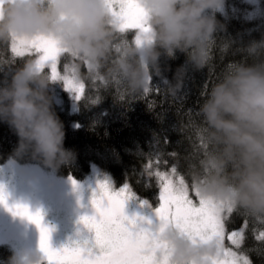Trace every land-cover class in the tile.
Returning <instances> with one entry per match:
<instances>
[{"label":"clouds","instance_id":"obj_1","mask_svg":"<svg viewBox=\"0 0 264 264\" xmlns=\"http://www.w3.org/2000/svg\"><path fill=\"white\" fill-rule=\"evenodd\" d=\"M147 32L124 39L121 18L110 0H3L0 46L15 55V45L46 38L93 73L112 60L108 74L130 94L147 91L146 71L158 57L186 53L205 67L222 27L214 12L224 0H138ZM241 51L246 59L229 64L199 108L200 139L208 146L199 158L196 187L201 196L264 221V38ZM113 57H115L113 59ZM251 59V63H248ZM53 78L36 59L23 63L10 82L0 85V122L18 137L15 158L30 155L46 167L74 162L65 148L64 124L53 107ZM160 247L155 259L168 264H214L225 259L219 238L193 242L173 226L156 225ZM2 264H46L36 249L14 252Z\"/></svg>","mask_w":264,"mask_h":264},{"label":"trees","instance_id":"obj_2","mask_svg":"<svg viewBox=\"0 0 264 264\" xmlns=\"http://www.w3.org/2000/svg\"><path fill=\"white\" fill-rule=\"evenodd\" d=\"M225 4L223 11L214 12L222 27L215 34L208 64L197 68L189 62L186 53L177 51L168 55L159 50L160 54L147 70V91L130 94L126 85L108 74L112 60L93 73L77 67L78 60L63 53L61 63L66 68L75 66L84 91L75 110H71L70 93L60 88L61 81L53 80L49 91L54 110L64 124V146L76 154L74 162L57 170L30 155L15 158L13 151L18 137L6 123L0 122V166L14 160L37 164L58 176L76 179L86 178L98 167L115 187H130L137 197L154 207L161 201V186L151 173L175 168V174L186 184L196 185L199 158L208 148L199 135L202 122L199 108L229 64L246 59L241 50L251 41L264 38V0L258 8L241 0H226ZM136 34L137 30L133 33L127 29L123 38L131 41ZM32 53L13 55L7 46H0V85L10 82L24 62L37 59ZM45 70L51 75L49 68ZM149 163H152L151 169L147 167ZM245 223L240 252L252 264H264V240L257 238L264 232V221L239 210L230 212L229 229L240 228ZM13 253L11 246L0 244V264Z\"/></svg>","mask_w":264,"mask_h":264},{"label":"rangeland","instance_id":"obj_3","mask_svg":"<svg viewBox=\"0 0 264 264\" xmlns=\"http://www.w3.org/2000/svg\"><path fill=\"white\" fill-rule=\"evenodd\" d=\"M225 1L221 8L216 11L225 9ZM241 1L257 8L261 3V0ZM110 2L114 6V14L121 18V28L123 30L130 28H135L137 32L150 30L145 22L143 9L139 6L138 0H123L126 6L135 13L134 19L128 15L118 13L114 0H110ZM2 3L3 0H0V4ZM14 47L15 53L19 55L31 52L43 53V55L37 56L36 60L44 68L49 69L56 58H61L63 53H65L55 41L46 38H38L31 42L22 41ZM69 55L72 56L71 54ZM66 69L74 70L77 80L83 84L75 66L70 65ZM147 75L148 71H146V77ZM56 80L62 82L60 85L61 89L70 93L72 100L71 110H75L78 99L84 89L79 98H77L74 93L67 89L63 79ZM175 178L180 182V187L186 194L195 192L202 203L211 206L214 210L222 212L232 211L229 207L205 199L201 196L196 185L189 186L176 174ZM105 182L110 185L112 192H118L125 187H115L111 178L101 172L98 167H94L86 178L76 179L72 176H58L53 171H49L37 164H21L14 160L5 162L0 166V186H2L6 197V203H0V244L11 246L14 252L39 248L44 254L45 260H47V254L40 248L39 227L27 217L16 214L15 210L18 205L29 208L33 214L40 213L42 215V224L50 230V244L54 249L71 246L77 242L83 243L86 240L94 242L95 233L84 224L82 218L97 215L92 201L99 194V185ZM162 192L163 189L161 187V201L156 207L150 205L147 200L137 197L133 192L132 196L125 201L124 215L129 220L135 219L138 227H143L147 230L142 255L151 258L154 264L167 262L166 259L159 262L155 259L156 249L160 247L156 225L173 226L182 235L188 236L193 242L197 240L208 241L213 238H219L221 241L216 231L208 226H202L193 233L181 225L174 214L161 218L159 210L163 205ZM225 243L231 246L229 241L226 240ZM223 262L224 260L214 262V264H223Z\"/></svg>","mask_w":264,"mask_h":264},{"label":"snow or ice","instance_id":"obj_4","mask_svg":"<svg viewBox=\"0 0 264 264\" xmlns=\"http://www.w3.org/2000/svg\"><path fill=\"white\" fill-rule=\"evenodd\" d=\"M114 4L118 13L135 18V13L123 0H114ZM129 31L135 33L136 29L130 28ZM32 54L43 55L36 52ZM61 61L62 58L57 57L50 65L51 76L54 80L63 79L67 89L79 98L84 85L77 80L75 71L67 70ZM156 163L159 164L160 161L157 160ZM147 167L151 169L152 163ZM175 173V168L151 173L159 179L163 189L161 196L163 205L159 210L161 218L174 214L179 223L193 233L202 226L214 229L225 246L226 256L223 264H252L247 256L238 251L245 239L246 223L240 228L229 229L230 212L214 210L211 206L202 203L195 192L186 194L175 178ZM99 189V194L92 201L97 215L82 218L84 224L94 231V242L86 240L83 243L77 242L71 246L54 249L50 244V230L42 224V215L33 214L24 206L16 207V214L27 217L39 227L40 248L47 254L46 264H154L151 258L142 255L147 230L138 227L135 219L129 220L123 212L126 199L132 196L130 187L125 186L118 192H112L110 185L105 182L99 185ZM0 203H6L2 186H0ZM257 238L264 240V232H260ZM226 240L231 246L226 245ZM164 264L167 262L165 261Z\"/></svg>","mask_w":264,"mask_h":264}]
</instances>
